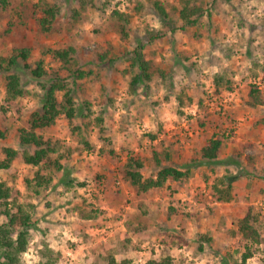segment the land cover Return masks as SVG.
<instances>
[{"label": "rangeland", "instance_id": "1", "mask_svg": "<svg viewBox=\"0 0 264 264\" xmlns=\"http://www.w3.org/2000/svg\"><path fill=\"white\" fill-rule=\"evenodd\" d=\"M130 1L93 0L96 7L87 5L79 9L82 20L72 24L70 10L76 5L72 0H59L61 15L51 32L39 33L29 24L26 28H16L9 37L0 38L1 55L8 54L13 45H30L33 58L39 56L42 46L75 47L81 66L96 74L94 79H81L79 84L92 102L93 110L103 112L104 134L113 137L112 148L118 156L98 155L96 150L103 143L96 131L89 133L95 152L85 149L81 154L73 153L49 189L32 201L34 225L30 229L29 247L23 253L24 264H37L39 249L44 244L60 254V259L52 264H93L102 245L117 246L125 237L130 238L127 251L117 258H127L129 264H144L148 258L164 255L173 257L174 264H220L224 259L229 260V254L238 258L242 251L243 241L232 234L236 221L248 209L264 214V125L255 124L264 116V108H251L245 103L248 84L259 86L264 94V0H217L211 16H204L199 27L166 33L152 43H147L146 31L163 29L161 20L153 13L154 0H134L141 5L140 12L133 10ZM159 1L170 11L176 24L177 15L170 5L178 7L177 0ZM113 9L131 16L127 47L131 49L142 43L154 65L169 73L166 80L161 82L155 75L148 87L142 86L130 94L126 62L122 59L107 64L96 62V52L109 50L111 55H119L122 43L109 18ZM3 21L5 18L0 13V32ZM48 61L46 58L47 66ZM217 71H226L232 78L235 86L232 94L226 91L220 96L213 94L210 77ZM25 82L27 96L10 108L6 120H0V130L4 133L0 146L18 148L17 130L26 125L29 112L37 106L38 89L34 82ZM182 86H188L193 99L190 105L178 104L176 96ZM84 95L76 92L78 106ZM3 96L4 84L0 79V103ZM198 99L202 100L201 105H197ZM17 107L20 113L16 112ZM178 111L183 114L179 115ZM205 119L209 125L200 128L198 121ZM159 124L163 132L158 139L162 138L165 144L174 143L177 165L187 163L185 157L203 146L213 133L221 138L225 136L224 146L217 163L192 167L193 174L188 179L169 181V188H155L137 197L122 182L118 162L124 160V151L130 149L143 150L148 157L145 135L155 132ZM124 128L126 135L122 138ZM44 134L70 145L79 144L80 137L70 133L62 117ZM245 142L253 143V151L259 154L255 164L258 175L244 173L247 167L243 157L237 166L229 162L234 158L233 149ZM226 169L230 170L235 196L229 202L216 203L210 198L203 177L207 175L213 181ZM33 170L17 159L9 170L0 171V180L24 192L22 177L31 175ZM95 174L101 176L99 181ZM70 177L85 181L86 186L66 188L63 182ZM83 199L92 201L100 211L97 218L84 220L73 210ZM138 202H143L146 216L136 217ZM169 207L177 211L168 218ZM126 220L131 228L126 227ZM173 234L186 239L187 244L173 239ZM203 234L211 237L212 242L204 243L203 250L198 251ZM261 248L263 251L249 258L247 264H264V246Z\"/></svg>", "mask_w": 264, "mask_h": 264}, {"label": "trees", "instance_id": "2", "mask_svg": "<svg viewBox=\"0 0 264 264\" xmlns=\"http://www.w3.org/2000/svg\"><path fill=\"white\" fill-rule=\"evenodd\" d=\"M58 1L0 0V13L5 18V21L1 22L0 38L9 37L16 28H26L29 24H33V28L39 33L51 32L55 27L57 17L61 15V5ZM60 1L62 2V0ZM216 1L177 0L178 7L170 5V10L175 11L177 15L175 24L174 19L170 16V11L161 1L154 0L153 13L161 20L163 29L146 31L147 43L162 38L166 33L172 34L177 30L183 31L187 28L199 27L204 16H211V9ZM221 1L227 2L228 0ZM72 2L76 5L70 10L72 24L82 20L79 9H83L87 5L96 7L93 0H72ZM130 2L133 4L134 11H141L140 4L134 0ZM97 9L100 8L97 7ZM130 17L127 12L118 9L111 10L109 18L113 21L114 30L122 43L119 50L120 56H113L109 50H106L105 52H96L95 57L99 64L113 63L118 59L126 62V71L130 73L127 88L128 92L132 94L142 86L148 87V83L155 75L163 82L169 73L164 68L154 65L153 60L147 57L142 43H137L131 49L127 47L129 42L127 25ZM32 53L33 47L25 44L13 45L8 54H0V79L4 84V96L0 103V120H6L10 108L27 96L28 91L24 87L25 80L34 82L38 89L35 94L38 98L36 108L29 112L26 125L17 130L18 148L15 149L7 145L0 146V171L9 170L17 159H20L25 166L34 169L31 175L26 174L22 177L24 192L6 180H0V264H24L23 253L29 247L30 229L34 225L32 217L34 204L32 201L41 198L42 194L49 189L54 177L63 171L65 163L69 161L73 153L81 154L85 149L95 152V146L89 140L90 132L96 131L97 138L103 143V147L96 150L98 155L118 158L112 148L113 137L104 134L103 112L100 110L96 113L93 110L92 102L87 98V95H84L82 84H79L81 79H94L96 74L92 69H84L81 66L75 47L67 45L52 49L42 46L38 57L33 58ZM184 57L186 61L189 60L187 56ZM46 58L49 60L48 66L45 62ZM210 83L213 94L216 96H220L224 91L232 92L235 88L232 78L226 71H217L212 74ZM248 88L246 105L251 108H264L262 90L253 84H248ZM77 91L85 96L81 100V106H78L75 101ZM176 97L180 106L190 105L193 102L188 92V86L180 87ZM184 98H186V102ZM201 104L202 100L198 99L197 105ZM16 112L20 113V108L17 107ZM178 114L182 115L183 112L178 111ZM59 117L66 120L72 135L76 134L80 137L79 144L70 145L61 140H53L44 134V131L53 126ZM205 120L198 121L200 128L209 125L210 122ZM255 124H258L259 127L263 126L264 116H261ZM162 132V126L159 124L155 132L145 135L148 138V157L143 150L130 149L124 151V160L118 162L122 180L137 197L146 195L155 188H169V181L181 182L188 179L193 174L192 167L217 163L220 151L224 146L225 136L223 135L221 138L213 133L205 140L203 146L185 157L187 163L177 165L174 162L176 154L174 143L165 144L162 138L158 139ZM125 135L126 128L122 132V138ZM0 138H4V133L1 130ZM247 150H254L253 143L245 142L240 144L239 148H234L232 151L234 158H230L229 162L237 166L243 157L245 167H247L244 173L258 175L259 171L255 164L259 161V154L256 151L247 154ZM229 174L230 170L226 169L224 174L216 176L213 181H209L208 176L204 175V182L209 188V196L212 201L225 203L234 198L235 188L232 180L229 179ZM95 177L98 181L101 178L98 174H95ZM63 183L66 188L86 186L85 181H78L74 177L66 179ZM97 185L99 186L100 182H97ZM92 195L97 198L96 194L92 193ZM137 207L139 210L136 214L137 218L147 215V211L143 209V202H138ZM73 210L84 220L95 219L100 213L92 201L85 199L82 204L74 205ZM176 211V208L169 207L167 217H171ZM125 225L127 228H131L127 220ZM133 230L136 231L135 228ZM232 234L238 235L243 241L242 251L238 258H233L229 254V260L224 259L221 263L247 264L249 258L263 251L261 247L264 246V214L254 213L250 209L246 210L244 215L236 221L235 231ZM172 238L187 244V240L177 234H173ZM129 242L130 238L125 237L117 246L102 245L93 264H129V259L117 258V255L126 253ZM211 242L212 238L203 234L198 243V251L203 250L204 243ZM38 253L37 264H52L60 259V254L53 253L47 244H44ZM262 261L264 262V259ZM144 264H174V259L169 255H164L160 258H148Z\"/></svg>", "mask_w": 264, "mask_h": 264}, {"label": "built area", "instance_id": "3", "mask_svg": "<svg viewBox=\"0 0 264 264\" xmlns=\"http://www.w3.org/2000/svg\"><path fill=\"white\" fill-rule=\"evenodd\" d=\"M259 87V86H258ZM229 94H232V93H230V92H228ZM119 183V182H118Z\"/></svg>", "mask_w": 264, "mask_h": 264}, {"label": "crops", "instance_id": "4", "mask_svg": "<svg viewBox=\"0 0 264 264\" xmlns=\"http://www.w3.org/2000/svg\"><path fill=\"white\" fill-rule=\"evenodd\" d=\"M122 182H123V180H122ZM125 183V182H124ZM125 186H127V184H125Z\"/></svg>", "mask_w": 264, "mask_h": 264}]
</instances>
